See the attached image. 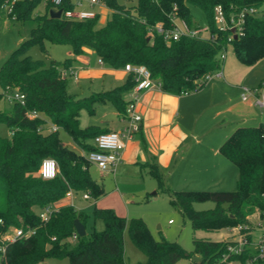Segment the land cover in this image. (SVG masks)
<instances>
[{
    "label": "trees",
    "instance_id": "trees-1",
    "mask_svg": "<svg viewBox=\"0 0 264 264\" xmlns=\"http://www.w3.org/2000/svg\"><path fill=\"white\" fill-rule=\"evenodd\" d=\"M42 2L44 12L34 15ZM105 3L110 12L99 26L98 12L94 18L85 20L70 19L63 14L51 18L49 10L54 5L50 0H0V16L2 9L11 4L9 19L37 21L30 37L22 40L0 66V99L3 92L9 91H19L25 96L23 105L14 101L10 111L0 112V123L10 131L9 137L0 136V233L13 226L34 230L8 242L5 252L0 253V264H36L51 257H67L68 264H125V228L146 255L145 261L135 264H175L193 254L202 258L200 263L193 261L194 264L215 261L228 264L230 260L249 264V248L222 259L228 252L230 239L194 235L192 249L187 250L178 241L154 237L142 218L127 221L111 208L94 206L93 219H100L104 228L73 238L74 221L79 220L86 227L89 216L72 204L58 202L68 190L87 192L93 200L104 194L102 184L89 172L86 153L95 149L94 136L108 131L94 126L82 128L78 116L82 110L92 115L98 105L111 104L123 117L128 104L125 96L134 85V76L128 73L121 86L75 98L68 90L64 74L73 59L51 60L45 66L43 61L26 54L30 45L69 44L74 55L83 53L87 47L102 63L113 68H123L127 63L144 64L162 91L176 95L204 87L205 77L220 67L222 45L229 43L243 65L252 66L264 59L263 16H245L236 37L230 29H221L214 22L216 6H221L229 16L244 8H262L264 0H137L134 5L105 0ZM189 5L203 11L215 40L181 37L166 42L158 33L150 37V28L156 24L170 26L173 16L192 25ZM60 7L73 9V0H64ZM30 111L37 115L30 117ZM46 121L64 130L82 152L63 144L59 129L47 131ZM219 152L238 169L235 190H172L155 162L146 167L157 183V192L167 195L171 207L189 221L193 230L219 231L238 225L241 232L251 230L249 216L256 209L264 211V125L236 127ZM46 157L54 158L58 164L59 173L50 180L37 176ZM208 200L214 202L213 208L197 210L193 206ZM48 204H58V209L47 221H42L37 212Z\"/></svg>",
    "mask_w": 264,
    "mask_h": 264
},
{
    "label": "crops",
    "instance_id": "crops-1",
    "mask_svg": "<svg viewBox=\"0 0 264 264\" xmlns=\"http://www.w3.org/2000/svg\"><path fill=\"white\" fill-rule=\"evenodd\" d=\"M82 7L90 9L87 4H83ZM93 10L100 14V20L104 22L109 9L93 7ZM72 56L73 63L66 71V77L69 76L68 80L74 79L75 93H71L74 96L77 90L84 97L94 92L110 90L121 86L126 80L128 73L123 68L105 65L90 48L84 47L83 53ZM237 86L231 88L235 91L236 97L238 94L240 97L242 86ZM203 88L181 95L166 93L157 87L142 90L136 103V112L142 117L140 130L125 141L120 160L114 167L102 171L90 163L89 172L93 179L102 184L104 194L96 200L91 198L84 200H91L93 208L94 206L111 208L120 216H123L121 214H124L125 210L128 217L142 218L154 237L161 235L169 239V232L165 226L160 225L159 220L173 214V210L168 199L157 192V183L149 175L146 164L155 162L172 190L230 191L236 188L238 169L219 152V147L236 127L242 125L236 122L231 132L207 136L210 131L222 128V123L227 118L224 114L231 112L233 114L234 105L228 104L231 100H227L222 109L215 108L217 105L214 97L215 86ZM125 99H128V95ZM249 100L254 104L251 98ZM102 105L112 106L118 121L102 126H89L101 130L121 131L125 121L113 105ZM102 105H98L96 109ZM208 108L211 112L203 116ZM260 124L264 125L262 122ZM80 151L82 152L81 149ZM75 194L77 193L73 192L71 197H64L58 204H72ZM138 205L156 207L157 210L151 216L146 215L147 213L132 209ZM253 214L249 216L250 221H253L251 218ZM128 217H125L127 221ZM166 222L167 227L175 223L172 219H167ZM225 229L229 230V228L221 230ZM126 234L129 236L127 228L123 234L124 255L128 252L134 253L137 259L145 261L146 255L142 251L141 253L134 251L130 243L133 241ZM223 239L224 237L219 240Z\"/></svg>",
    "mask_w": 264,
    "mask_h": 264
},
{
    "label": "rangeland",
    "instance_id": "rangeland-1",
    "mask_svg": "<svg viewBox=\"0 0 264 264\" xmlns=\"http://www.w3.org/2000/svg\"><path fill=\"white\" fill-rule=\"evenodd\" d=\"M119 3H124L127 5H134L136 4L137 0H117ZM264 9V5L262 6ZM189 10L193 18V24L196 26H205L206 25V18L203 11L193 5H189ZM2 16H0V66L3 61L8 57L10 52L15 49L19 43L30 37L32 29L37 25V21L34 19H29L26 21H19L15 19H9L7 14L9 11L5 6L2 9ZM44 12V5L43 2L40 3L34 10V15H40ZM110 12V10H107ZM262 16V15H258ZM102 21L99 20V26H101ZM202 35L205 37L207 36L206 32H203ZM27 55H29L32 59L41 60L43 61L45 66H48L51 60L56 61H64L65 59L72 58V47L69 44H53L49 42H44V45L41 46L39 44H32L28 48ZM221 70L223 72V77L218 79L217 77H213L209 80L206 85V88H211L212 85L215 86V99L217 100V105L214 107L217 109H222L224 103L227 100H231L228 102L230 105H234L233 114L226 113L224 114L227 118L225 122L222 123V128L217 130H212L208 133L207 136H212L215 133L224 134L226 131L231 132V129L234 127L235 123H239L242 126H257L259 123H264V109L254 105L250 102V100L244 102L241 98L236 97L235 91L233 87L240 86H247L252 87L257 82L264 80V59L258 61L256 64L252 66H246L241 64L235 57L233 52L232 46L227 44L226 47V59L223 61ZM69 76H67V79ZM68 89L70 93H75L73 89H75L74 79L70 78L68 80ZM229 87V88H227ZM233 89H232V88ZM203 88V89H204ZM232 89V90H231ZM75 98H83L84 96L80 94V92H76ZM209 96L211 95L208 94ZM12 101L7 98V96L3 95L0 99V112H8L11 110ZM210 109L204 112V115H207ZM238 111V112H237ZM79 125L84 128L89 125H106L105 123H112L117 122L118 118L115 116V111L112 106L110 105H102L99 106L94 114H89L87 111L82 110L78 116ZM50 122L46 121V126H49ZM59 137L63 144L68 146L70 149L75 150L76 152H81L80 148L72 141L71 137L62 129H59ZM0 136L1 137H9L10 131L9 129L2 123H0ZM94 169V167H92ZM232 188V190H234ZM231 191V190H230ZM162 194V193H161ZM82 194L77 193L74 196V200L72 201L73 205L76 206L79 210L88 214V220L86 223V233H91L94 229L95 230H102L104 228V224L100 219H96L93 221L92 211H93V202L91 200H84L82 199ZM164 195L167 199V195ZM171 206V205H170ZM194 208L197 210H205L214 207V202L212 201H203L194 203ZM147 207L145 205H138V207H132L133 210L136 209L137 212H144L147 213L146 215H152L154 211L157 210L156 207ZM172 208V207H171ZM173 214L166 215L164 218H160L159 223L162 227H166L167 231L169 232V239L178 241L185 249L190 250L192 249L193 243L192 239L194 235L198 236H205L209 237L214 240H219L224 237V239H230L233 237H246L250 238V242H254L259 235V231L255 228L256 223L258 222V215L259 210L256 209L254 214L252 215V229L248 231H244L243 233L233 234L231 230H220V231H203V230H193L189 221L183 217L178 211L172 208ZM124 217H128L123 211ZM133 216H129L128 220L131 219ZM167 219H172L175 223L172 226L167 227L166 221ZM127 235V234H126ZM161 235H158L160 237ZM129 238V236L127 235ZM73 240L70 242L72 243ZM132 248L137 253H141V250L137 248V246L130 242ZM252 247L255 248V244H252ZM125 264H135L136 262L140 261L137 259L134 253H127L124 255ZM146 259V258H145ZM232 264H240L239 260H232ZM37 264H68L67 257L61 258H45L38 262ZM175 264H194L191 258L183 257L179 259ZM249 264H264V261L260 259L252 260Z\"/></svg>",
    "mask_w": 264,
    "mask_h": 264
},
{
    "label": "built area",
    "instance_id": "built-area-1",
    "mask_svg": "<svg viewBox=\"0 0 264 264\" xmlns=\"http://www.w3.org/2000/svg\"><path fill=\"white\" fill-rule=\"evenodd\" d=\"M64 0H50L54 5L53 9H61V15L65 17L76 20H85L94 18L96 11L93 7H103L106 6L105 0H73L74 8L63 10L60 6ZM83 4H87L90 9H84ZM9 13L12 11V5L6 6ZM247 15H262L264 17V9L262 8H244L237 15L227 16L221 6H216L214 8V22L217 27L221 29H230L231 34L238 35L243 28L245 22V16ZM170 26L164 27L161 24H156L149 29L148 34L150 37L154 33L162 35L166 42L175 41L181 37H195L201 39L215 40V35L211 34L209 26L206 23L205 26H196L194 24L189 25L184 19L177 18L173 16L170 21ZM233 30V31H232ZM206 32L207 36H203L202 33ZM230 39V38H229ZM229 44V43H227ZM227 44L222 45L219 53L220 67L213 73L207 75L205 80L208 82L213 77L222 78L223 72L221 66L223 61L226 59V47ZM124 71L127 73H132L134 76V85L128 93V104L126 105V112L122 119L125 121V126L121 131H105L97 134L92 139V143L95 147L94 150L88 151L86 153V158L89 163L95 165L102 171H107L111 167H114L120 160V153L124 147L125 141L131 139L132 136L140 130L142 117L136 112V103L138 101L140 92L145 89L157 87L160 88V83L155 81L150 70L144 64H131L127 63L123 67ZM66 75V71L64 72ZM242 92L240 97L243 101L252 99L253 103L264 109V80L252 87L242 86ZM1 93V90H0ZM9 100L12 102H20L24 104L25 96L19 91H9L3 92ZM30 117H35L37 113L35 111H30L28 113ZM47 131L54 132L59 128L57 125L50 123L47 126ZM59 173L58 164L54 158L46 157L41 161L39 169L37 171V176L43 180H50L55 178ZM73 194L72 190H68L65 197H71ZM83 199H90V194L87 192L82 193ZM58 209V204H48L41 208L37 214L42 221H47L51 214ZM258 222L255 228L259 231V235L254 242H250V238L246 237H233L230 238L231 242L228 244V252L222 257L225 259L228 254L240 253L245 248H249L251 252L250 261L260 259L264 261V211L261 213L259 211ZM242 227L240 225L230 227L229 230L233 231V234L243 233L241 232ZM34 233L32 229H24L23 227H10L6 232L0 233V253H4L7 243L13 241L16 237L22 235H28ZM77 233H73V238L77 237ZM255 244V248L252 244ZM232 260L228 262L231 263ZM209 264H221L220 261H215Z\"/></svg>",
    "mask_w": 264,
    "mask_h": 264
},
{
    "label": "water",
    "instance_id": "water-1",
    "mask_svg": "<svg viewBox=\"0 0 264 264\" xmlns=\"http://www.w3.org/2000/svg\"><path fill=\"white\" fill-rule=\"evenodd\" d=\"M49 16L51 18H60L61 17V9L54 10L53 8H51L49 10ZM234 37H236V35H234ZM74 228H75V232L80 236H82L86 233L85 226L79 220L74 221ZM190 258L192 261H195L198 263H200L202 261L201 256L198 254H193Z\"/></svg>",
    "mask_w": 264,
    "mask_h": 264
}]
</instances>
